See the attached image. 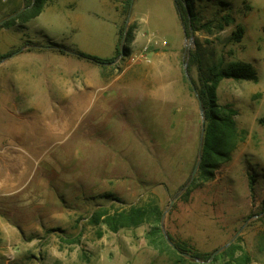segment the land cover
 Masks as SVG:
<instances>
[{"label":"rangeland","instance_id":"obj_1","mask_svg":"<svg viewBox=\"0 0 264 264\" xmlns=\"http://www.w3.org/2000/svg\"><path fill=\"white\" fill-rule=\"evenodd\" d=\"M131 1L48 0L44 11L28 22L0 25L3 41L18 42L12 50L53 39L95 55H108L115 24L118 29L135 25L134 40L126 42L125 66L142 64L143 73L141 145L126 137L128 145L103 147L113 144L105 133L120 121L116 115L89 136L82 120L78 131L48 139L46 148H39L46 162L23 187L27 193L0 198V216L32 226L20 228L31 242L28 247L0 242V264H183L174 253L149 243L150 223L113 232L89 221L99 204L148 202L161 206L164 228L175 239L211 253L240 230L234 241L249 252L250 264H264V0H195L192 42L174 0ZM9 4L0 0V21L15 13L23 0L15 7ZM239 26L244 28L242 40H231ZM188 44V49L199 50L208 73L219 63L241 60L256 67L258 80L220 82L219 103L238 110V143L209 180H201L198 167L195 175L200 180L186 195L180 189L197 164L202 133L199 100L184 77ZM152 53H158L155 62ZM151 64L157 69L151 71ZM189 74L199 80L196 65ZM42 138L12 124L0 136V147H43ZM109 194L122 201L106 197ZM63 237L79 240L66 242ZM211 264L236 261L225 255Z\"/></svg>","mask_w":264,"mask_h":264},{"label":"crops","instance_id":"obj_2","mask_svg":"<svg viewBox=\"0 0 264 264\" xmlns=\"http://www.w3.org/2000/svg\"><path fill=\"white\" fill-rule=\"evenodd\" d=\"M21 1L10 0L14 7ZM46 5L49 3L46 2L44 9ZM119 32L120 28L115 24V37L108 55L98 56L116 54ZM17 45L18 42L8 43L0 38V54L11 52L0 58V136L7 134L13 124L23 133L42 134L39 145L43 147H0V198L25 195L27 192L23 187L39 175L42 163L46 162H42L39 148H46L47 140L53 135L78 131L82 120H86V134L89 136L104 129L106 121L109 123L111 116L116 115L121 122L105 133L112 136L113 144H103V147L116 143L128 145L126 137L134 138L135 146L141 145L143 139L138 126L143 113L142 64L125 66L127 58L122 57L124 53L112 63H91L89 59L63 54L52 48L12 50ZM151 56L155 62L158 53ZM150 66L151 71L157 69V65ZM131 88L135 89L134 93L127 90ZM149 94L152 95L151 91ZM16 118L19 120L15 121ZM122 120H128V123L124 124ZM42 179L46 180L45 176ZM31 227L21 221L11 223L0 216V242L28 247L31 242L21 229ZM45 251L44 247L42 252ZM48 251L54 252L55 249L48 248Z\"/></svg>","mask_w":264,"mask_h":264},{"label":"trees","instance_id":"obj_3","mask_svg":"<svg viewBox=\"0 0 264 264\" xmlns=\"http://www.w3.org/2000/svg\"><path fill=\"white\" fill-rule=\"evenodd\" d=\"M47 1L48 0H23L22 6L15 11V13L7 16L0 25L12 27L18 22H28L32 18L40 15ZM194 1L195 0H174L179 18L187 34H191L197 29L195 20L197 16L194 9ZM131 2L132 1L130 0L129 4H131ZM225 18L227 17L225 16ZM134 28L135 25L120 28V41L117 52L112 57H101L54 41H50L49 44L32 43L29 45V48H52L63 54H75L79 57L93 60L98 63H112L122 54V50L124 51L122 57L129 54V47L126 42H132L134 40ZM243 35L244 28L239 26L230 38L234 41H241ZM9 54L11 53L0 54V58ZM187 61L189 73L191 72L193 65L197 66L199 80L196 81L193 79V82L205 112L206 127L200 146L201 158L199 154L196 162L198 163L199 161L198 167L199 171H201V180L205 181L214 176V170L221 162L227 161L230 158L231 152L237 146L239 137V131L235 119L238 110L231 104L219 103L217 94L218 86L225 78L257 81L258 72L251 62L233 60L227 64L219 63L215 65L208 73L205 70L201 54L195 47L188 49ZM184 77L189 82L186 75H184ZM191 88L193 89L192 85ZM198 180H200L198 176L195 175L192 177L191 174L181 187L180 191L189 195ZM180 191L176 193V196ZM106 197L122 201L118 197L112 196V194L106 195ZM89 221L93 225L105 224L107 228L113 232H117L124 228L137 227L144 223H150L151 228L147 235L149 243L162 252L167 250L174 253L179 258L178 260L183 264H211L225 255H228L235 260L236 264H250L252 262L249 252L245 250L237 240L233 241L229 246L225 247L212 258L211 256L214 251L209 253L196 250L187 242L175 239L169 231H166L169 239L174 242L179 250L188 252L192 254V256H186L179 253L170 243L165 234L163 210L157 202H148L145 204L131 203L120 206H116L114 203L99 204L91 212ZM63 240L66 242H76L79 238L70 237L67 239L63 237ZM238 251H240V255H236Z\"/></svg>","mask_w":264,"mask_h":264},{"label":"water","instance_id":"obj_4","mask_svg":"<svg viewBox=\"0 0 264 264\" xmlns=\"http://www.w3.org/2000/svg\"><path fill=\"white\" fill-rule=\"evenodd\" d=\"M2 23V21H0V24ZM185 34L187 35V32H185ZM193 33H191V36H190V40L191 42L193 41ZM188 47H189V44L186 46V50H188ZM187 51H185V54H186ZM122 53H124V51L122 50ZM185 54H184V62H183V65H184V72H185V75L187 77V79L189 80V82L191 83L197 97H198V100H199V107H200V112H201V116H202V133H201V142L203 140V137H204V133H205V127H206V119H205V112H204V108H203V105H202V102L201 100L199 99V96H198V93H197V90H196V87H195V84L193 82V79L191 78L190 74H189V70H188V62L186 61L185 59ZM200 158H201V151H200ZM198 166H199V161L198 163L195 165L194 167V170L192 172V177L195 176L197 170H198ZM165 215V213H164ZM165 230V228H164ZM240 232V230L238 231V233ZM238 233H236V235L229 241L227 242L225 245L219 247L218 249H216L213 253H212V256L211 257H214L217 253H219L221 250H223L225 247L229 246L235 239V237L238 235ZM165 234L167 236V238L169 239L167 233H166V230H165ZM170 243L173 245V247L175 249H177V251L183 255H186V256H192V254L188 253V252H183L181 250H179L176 245L174 244V242H172L170 239H169Z\"/></svg>","mask_w":264,"mask_h":264},{"label":"built area","instance_id":"obj_5","mask_svg":"<svg viewBox=\"0 0 264 264\" xmlns=\"http://www.w3.org/2000/svg\"><path fill=\"white\" fill-rule=\"evenodd\" d=\"M146 49H147V47H146ZM131 59H132V60H135V59H136V56H135V57H131Z\"/></svg>","mask_w":264,"mask_h":264}]
</instances>
